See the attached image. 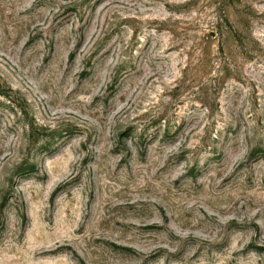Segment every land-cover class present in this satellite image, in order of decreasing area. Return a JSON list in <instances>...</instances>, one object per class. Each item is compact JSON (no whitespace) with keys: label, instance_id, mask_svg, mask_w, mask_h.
<instances>
[{"label":"rangeland","instance_id":"rangeland-1","mask_svg":"<svg viewBox=\"0 0 264 264\" xmlns=\"http://www.w3.org/2000/svg\"><path fill=\"white\" fill-rule=\"evenodd\" d=\"M0 264H264V0H0Z\"/></svg>","mask_w":264,"mask_h":264}]
</instances>
